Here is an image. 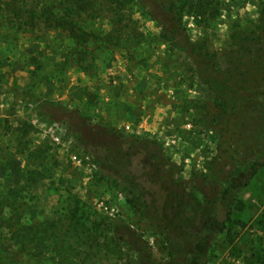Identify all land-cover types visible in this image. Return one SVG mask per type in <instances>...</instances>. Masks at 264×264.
<instances>
[{
	"label": "rangeland",
	"instance_id": "rangeland-1",
	"mask_svg": "<svg viewBox=\"0 0 264 264\" xmlns=\"http://www.w3.org/2000/svg\"><path fill=\"white\" fill-rule=\"evenodd\" d=\"M176 2L178 23L160 0L100 11L87 72L63 62L71 41L58 29L0 42V264H140L132 244L113 239L117 225L167 262L156 221L126 201L100 159L150 191L153 163L195 189L211 182L209 197L226 177L250 176L236 164L264 161L263 146L245 153L240 136L261 124L249 103L264 85V0ZM104 129L111 152L99 145ZM228 202L229 218L220 223L222 208L203 244L205 264H264V164Z\"/></svg>",
	"mask_w": 264,
	"mask_h": 264
},
{
	"label": "trees",
	"instance_id": "trees-1",
	"mask_svg": "<svg viewBox=\"0 0 264 264\" xmlns=\"http://www.w3.org/2000/svg\"><path fill=\"white\" fill-rule=\"evenodd\" d=\"M126 2L127 0H0V37H2L0 42L6 43L10 41L9 39H17L16 33L20 30L42 38L48 35L49 30L58 29L71 41L63 62L87 72L92 70L94 65L87 60L91 52L86 44L96 38L94 32L88 29L89 21L102 10L109 12L114 3L126 7ZM160 6L167 20L171 19L177 23L180 21L176 0H160ZM117 30L121 31V28ZM37 32L41 33L37 34ZM11 33H14L13 37H9ZM252 95L253 99L249 105H252L250 108L253 109L259 107L260 114L254 120L257 119V123L261 122V124L247 127L242 134L240 133V136L246 134L245 153H253L259 146L264 148V85ZM249 115L251 116H247V119L253 117L251 110ZM245 120L243 119L244 122ZM99 133L103 136L99 145H102L105 151L111 152L113 150L110 144L111 131L104 129ZM90 138L91 141L86 137V143L97 145L94 138ZM136 141L144 140L137 138ZM240 150L238 151L241 152ZM151 156L154 157V162L157 158H162L160 152L156 150L152 151ZM247 162L248 166L241 163L236 164L235 168L238 172L246 168L251 170L250 176L244 183L234 184L228 176L223 180L221 188L214 189V195L209 197L211 182H204L195 189L194 186L175 178L171 173L161 172L156 163H153L154 172L149 179L153 188L150 191L143 182L136 180L133 172L120 171L112 163L100 159L101 165L111 173L107 176L108 179L124 194L126 201L152 222L156 221V228L168 244L169 259L164 263L157 261L147 249L132 240L133 233L128 228L119 225L112 228L113 239L132 244L140 264H205L206 252L203 244L207 235H210L214 226L219 223L218 214L222 208L224 218L220 223L229 218L231 213L229 194L232 189L244 186L257 172V167L264 164V161H259L255 157L249 158ZM150 196L153 198L148 202ZM159 197L162 198L161 202L158 200ZM159 212L163 215L160 219L156 218Z\"/></svg>",
	"mask_w": 264,
	"mask_h": 264
}]
</instances>
